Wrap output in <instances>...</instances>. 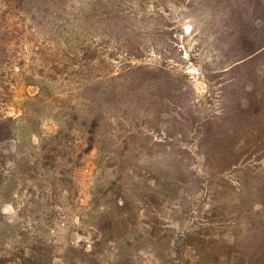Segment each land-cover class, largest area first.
Returning a JSON list of instances; mask_svg holds the SVG:
<instances>
[{
	"label": "rangeland",
	"instance_id": "1",
	"mask_svg": "<svg viewBox=\"0 0 264 264\" xmlns=\"http://www.w3.org/2000/svg\"><path fill=\"white\" fill-rule=\"evenodd\" d=\"M7 2L0 264H222L257 238L264 54L228 71L249 57L221 58L199 0Z\"/></svg>",
	"mask_w": 264,
	"mask_h": 264
},
{
	"label": "trees",
	"instance_id": "2",
	"mask_svg": "<svg viewBox=\"0 0 264 264\" xmlns=\"http://www.w3.org/2000/svg\"><path fill=\"white\" fill-rule=\"evenodd\" d=\"M35 1V0H34ZM105 2L109 6L113 7L116 5V0H99ZM203 5L205 4L206 10L209 15L210 26L220 25V34L214 37L213 43L219 49V52H223V57L226 58V63L230 66L236 63L239 59L247 60L234 64L230 67L228 71H234L238 69L241 65L247 62L253 61L260 55L264 54V0H199ZM26 0H8L6 4L3 5L6 10L12 14H15V9L19 11L23 10L26 4ZM1 8V7H0ZM10 17V16H9ZM9 17L2 15L3 22L8 20ZM0 21V25H1ZM3 31L2 27L0 32ZM5 31V30H4ZM1 46V44H0ZM240 52L242 55H239ZM232 56V57H229ZM179 94H182L181 90ZM13 119L11 118H0V143L12 138L13 136ZM193 122L191 123V126ZM206 129L208 125L206 124ZM208 133V139L211 140L213 145V154L217 153L219 160L225 164L229 163L231 158L237 157L238 153L233 150L235 148L234 144L231 145L227 138L233 137L229 134V129H223L219 131L218 129H213V135ZM264 137V128L259 129L258 136ZM224 139L226 141H224ZM230 143L229 153L225 156L224 154L218 152L220 146L218 143L220 141ZM217 148V152H216ZM239 194L241 196V205L250 200V195L253 194L257 198V205L261 213L264 215V174L261 177L255 187V191L249 193L251 187L247 185L246 181L238 182ZM255 192V193H254ZM253 208V207H252ZM252 214L256 213L252 211ZM254 221H256L254 219ZM257 232V238L253 239L248 247L239 248L236 244H232L231 252L227 255L226 260L222 264H264V226L263 224L257 222L255 225ZM260 240V241H258Z\"/></svg>",
	"mask_w": 264,
	"mask_h": 264
}]
</instances>
